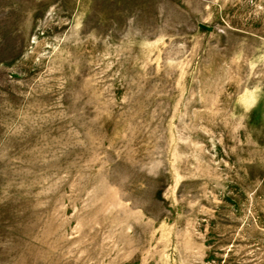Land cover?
Returning a JSON list of instances; mask_svg holds the SVG:
<instances>
[{"label": "rangeland", "instance_id": "374dc122", "mask_svg": "<svg viewBox=\"0 0 264 264\" xmlns=\"http://www.w3.org/2000/svg\"><path fill=\"white\" fill-rule=\"evenodd\" d=\"M0 264H264V0H0Z\"/></svg>", "mask_w": 264, "mask_h": 264}]
</instances>
